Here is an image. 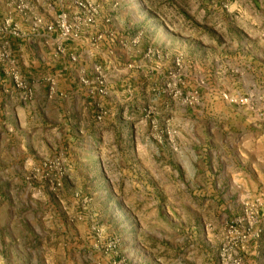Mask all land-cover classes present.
Returning a JSON list of instances; mask_svg holds the SVG:
<instances>
[{
  "label": "rangeland",
  "instance_id": "374dc122",
  "mask_svg": "<svg viewBox=\"0 0 264 264\" xmlns=\"http://www.w3.org/2000/svg\"><path fill=\"white\" fill-rule=\"evenodd\" d=\"M0 264H264V0H0Z\"/></svg>",
  "mask_w": 264,
  "mask_h": 264
},
{
  "label": "built area",
  "instance_id": "2783aa9c",
  "mask_svg": "<svg viewBox=\"0 0 264 264\" xmlns=\"http://www.w3.org/2000/svg\"><path fill=\"white\" fill-rule=\"evenodd\" d=\"M76 5H77V7L84 8V5H83V3H82V2H77V3H76Z\"/></svg>",
  "mask_w": 264,
  "mask_h": 264
}]
</instances>
